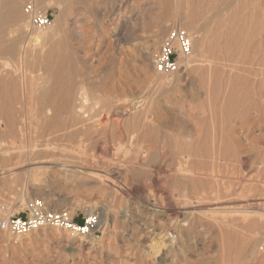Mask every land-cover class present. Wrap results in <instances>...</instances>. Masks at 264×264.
Segmentation results:
<instances>
[{"label": "rangeland", "instance_id": "1", "mask_svg": "<svg viewBox=\"0 0 264 264\" xmlns=\"http://www.w3.org/2000/svg\"><path fill=\"white\" fill-rule=\"evenodd\" d=\"M23 1L21 11L24 16V6L30 0ZM49 1L52 0H48L47 2ZM54 1L59 4H56ZM58 1L59 2L53 0L52 6H47L46 3L41 2V0L37 1V7L44 12L48 11V13L52 14V22L50 28L41 29L44 31L46 30L45 32H47V34L43 37L45 39L38 42L39 46L38 44L33 46V50L35 51L36 48L44 50L45 56L46 54L49 55L52 60L47 62L45 58L48 64L46 62L42 64L36 63L32 61V59L29 62L31 65L27 63L28 67L30 66L29 69L31 68L30 70L34 71L33 77L36 75L39 79L34 80L33 85L36 86V88L44 87L47 90L49 88L50 91L54 90L56 94H54L55 92L53 93V91L52 93L55 96L59 94L57 97H62V95H65V93L67 94L70 90L71 96L68 95L72 99L78 98L76 93L80 92L82 88L83 90L85 89L87 101L85 102L86 104L84 103V109H89L88 113L90 115L94 114V119H101L102 122L108 119L107 111L103 109L101 103L94 101L93 92H91L92 89L98 86L100 89H103L101 93L104 91L106 92L103 93V95H108L109 93L112 101H120L122 103L121 107L127 111L126 117H123L125 119L122 118V121H124L119 124L123 136H121L122 133L119 128L117 130V134L120 135L119 138L122 137L123 139L121 143L119 142L120 139L117 141L118 146L120 145L122 147V151L121 147L119 146L118 148L116 144L115 146L114 144L107 145L106 142L104 143L100 135V137L95 136L91 142L89 141V144L87 142L88 145H86V147L80 149L76 144L67 143L69 145L67 150L70 149L71 152L54 151L51 154L49 153L53 156L47 159L44 156L49 157L50 155L45 152V150L39 149L37 153L36 150L32 151L30 149V145L37 141V137L34 135L35 133L29 132L33 131V128L29 127V116L25 115L22 109L20 110L21 106L19 104H13V108L15 109L12 111L14 112L12 115L14 116L13 122L16 127H13V129L7 121H5L6 119L0 118V169L5 167L4 169L11 170V167H15L14 165L17 164L27 165L26 168L33 166L35 170L33 169V172H28L29 175L27 172L22 171V168L25 167H17L14 172L17 173V175L15 174L16 178H19L16 179L14 175L9 173L0 177V220L5 215H23L28 201L43 199L50 210L69 211L74 222L78 225H82L87 218L93 215L98 217V224L94 233L89 237L77 236L69 231L55 228L41 229L23 237L8 235L0 231V264H264V217L257 218L252 213L254 216L251 215V219L256 222V225L251 227H245L243 225L244 220L242 219V215L245 213L240 215V217L237 216L239 219H235L234 216L232 218L233 212H235L233 210H238L239 206L244 204V202L248 200L256 201L257 199L264 201V196H260L264 194V191H261L264 188V172H262V169H259L258 165H250L249 163L228 165L230 167L224 165L222 169L219 170L217 168L216 170L219 175L222 176L220 183H217L218 186L212 183L204 186L206 190L211 186H221V189L227 187L234 192L233 197H230L232 200L228 198L229 201H224V205L229 207V210L226 209L224 212H221V214H217V217L211 216V213L207 211L205 213L207 218L204 214L199 216L200 218L203 217L204 222L209 220L214 221L215 219L213 222L214 224L218 221V223H220V219H226V221L234 220V222L229 225L231 227L229 229L232 231L233 239L230 242L223 243V240L221 241L219 229L216 228V224L214 228L207 225L194 227L192 226L194 220L191 218L187 219V217L181 214L182 209L190 203H201L203 207H209L210 203L212 204L213 198H211V195L207 196L208 191L206 195L202 193L199 186V188L196 187L197 189L194 190V187L188 184L189 182L186 181V178L183 177L185 180L181 179L182 175L178 176L181 181L178 177H175L177 175L176 168H180V165L163 166L159 165V162L156 160L154 163H149L151 165H122L131 157L130 155L133 153L131 150H134L136 147L132 144L133 141L129 139L132 138L131 136H141L142 130H138L139 128L137 126L144 112L150 115L152 125H154V127L156 126L157 130L160 128L159 132L164 129L162 133L173 131V133H179L181 136L185 134L184 136L187 137V135H189L188 137L190 138H193L192 136L195 138L199 135L196 138L200 137L204 140L206 135L203 136V133L210 136V129L212 134V131L214 132L216 128L218 129L217 125L220 126L222 124L221 121H224L223 119L228 121V118H230H226L227 112H229L228 109L235 108L234 105H221L220 102L222 103V100L218 99V102H216V112L219 114L221 112L220 118L216 113L218 117L216 116V119L214 121L212 119V121L218 122L220 119V123H216L214 126L212 122V127H216L213 128V130L211 128L212 123H210L211 121L209 120L210 116L208 112H206L207 104H209L208 101L206 102V100H204L207 103L204 102L206 105H203V100L194 103L186 91L188 89L187 82L189 81V77L186 76L184 72L186 71V67L180 68V70L173 75H160L154 71L152 60L146 61L142 58L140 51L142 44L147 42V37L151 35L152 31H159V25L163 24L161 23L162 20L159 18L160 10L156 8L152 9V7L158 6V0H130L124 6L121 5L120 11L112 10L113 7H119V0H116L114 3L109 1L104 2L102 0H91L89 5L78 6L75 10L71 4L70 6H72V8H70L66 0ZM242 1L241 3H244V5L246 1L247 4H249V6L247 4L246 6L242 4L243 7L247 8L248 6V9L244 8L245 15H252L255 10L256 16L259 12L262 13V15L259 22L255 23L254 20V26L252 27L253 33L249 38L250 41L248 40L249 43L246 42L245 36H243L240 41V50L238 52L241 56V69L244 71L243 73L241 72V74L244 76L246 75L245 77L242 76L241 80L246 81L239 82L240 85L238 86L240 91L237 90L238 92H236L237 98H234L235 96L233 95L230 97V101L234 100L238 103H240V101L242 103L243 100L246 101L247 99V102L251 99L259 101L261 100L260 97L264 101V0ZM225 3L226 1H223V3L220 4V8H224ZM171 5L174 7L176 3L172 1ZM108 10L110 11L109 17L101 20L99 18L101 13L108 12ZM213 11L204 8V16L197 19L196 27L197 30L200 31V35L204 36L207 34V36L209 35V37H211V39L209 38L211 50H218V42L224 41L223 39L225 38L220 36L217 31L218 29L219 31L224 29V27H221L220 21H216L209 29H205L208 23L206 18L211 17ZM138 15H140V20L137 21L139 27L136 37L130 39V37L128 38V35H126L122 38L123 35H121L119 36L120 41L117 46L114 44L112 46L100 48V42L98 41L99 30L102 29L101 31H105L108 33V36H112L111 33L116 30L118 31L119 28H123V33H126L125 27L127 25L131 26V24H128V21L124 19L130 18V16H134L135 18ZM69 20H73L77 23V31L80 33L79 37H77L78 39L74 36L72 29L69 28V23L71 22ZM25 22L26 19L24 16V21L19 22L20 24L18 25H22ZM149 22L154 23V25L149 26ZM178 25L179 24L176 26ZM38 31L40 30H35L33 32ZM26 32L28 34L30 33L28 29H25V33ZM219 36L221 38H219ZM142 37L146 39L144 38V40ZM25 38L28 39L29 35H26ZM114 39V37H110L109 41L115 43V41H113ZM143 40L144 42H142ZM246 43L253 46V52L250 55L253 62L249 65L245 62L247 61L246 56L249 46ZM97 48H100V52L98 51V53L96 50ZM241 51L242 53H240ZM61 57L63 59H61ZM204 58L203 55L199 54V59L203 60ZM49 63L52 65L50 66ZM17 64L18 62L16 61V65ZM18 66L19 65H17V67ZM48 66L51 68L48 69ZM245 68L249 71L247 72V70H244ZM29 69L27 68V70ZM54 72L57 73V75H62L61 78H63H57L56 75L54 76ZM72 72L73 81H69L68 77ZM26 73L29 78L32 77L29 71ZM191 75L193 76V74ZM25 76L28 79L27 75ZM41 76L43 79L40 78ZM57 79L58 81L60 80L59 83ZM30 80L32 81L30 82ZM30 80H27V82L29 81L28 87L33 86L31 85L33 78ZM199 81L200 80H198L197 84H199ZM200 82H202V79ZM203 84H205V81L198 85V87H200L198 89L204 91ZM238 86L236 88H238ZM67 88H69V90ZM68 95L65 96L68 97ZM232 97L234 98L233 100ZM78 102H80V100H78ZM202 115L204 117L206 116L208 120ZM221 115H225V118ZM18 116L20 118H18ZM203 119L204 121H209L208 123L206 121L203 122L204 125L209 124V126H203ZM134 121L137 122L134 124L135 126L133 125ZM195 121L201 122L202 124L200 123L197 125L198 123ZM131 123L134 127L131 126ZM258 123L251 132H249V135L241 132L242 136L248 135L244 143L245 151H251L252 149L256 152L262 147L264 149V119L262 118L261 120V126L260 124L258 125ZM127 125L131 129L133 127V129L131 130ZM200 125L204 127L203 130L200 128ZM25 126L28 127L26 128ZM126 126L128 129H126ZM198 126L202 131L197 130L199 129L197 128ZM205 127L209 129L208 133ZM16 128L18 129L16 130ZM123 128L124 130H122ZM127 130L130 131L128 132V136ZM132 131L135 132V134H132ZM198 132L199 134H197ZM201 132L203 133L201 134ZM98 140H101L104 145L100 142L98 143ZM127 140L129 141L128 143ZM95 143H98L97 146ZM110 146L112 147L110 148ZM113 147H117L115 151ZM72 149H74V152ZM118 150L119 152H117ZM251 152L254 153L253 151ZM122 154L125 155L123 156ZM66 155L68 157L72 155L75 157L80 155L79 157L82 156L83 158L91 157L88 163L92 167L97 166L95 168L112 170L117 167H126L128 175L125 176L127 179L124 176V179L121 180V184L120 182H116L111 176H108V179H96L91 177L89 181L82 179L79 181H66L53 167L55 166L54 163H42L45 162V159L48 161L56 156L55 159L53 158V160H51V162H55L54 160L61 159L64 156L67 157ZM102 160L104 163L106 161V163L104 164ZM97 163H99V165ZM110 163L122 164L109 165ZM189 166L193 167L194 165H188V167L187 165H182L181 168L190 169ZM206 167L209 171L214 168L212 165H206ZM159 169L161 171H159ZM170 170H173V173H171ZM19 171H21V175ZM35 174L39 177V182L35 180ZM130 187H140L143 188L144 191L138 195H128L127 191ZM170 205L174 206L177 210V213L171 216L166 212ZM218 217L219 219H217ZM161 231L163 235L166 234L167 243L173 246V249H171V251L169 250V254L160 255V252L153 246L155 242L154 233H160ZM169 232L174 233V240H169L167 235ZM149 248L154 250H150ZM157 254L159 255L157 256ZM239 254H241V256ZM239 257L241 258L239 259Z\"/></svg>", "mask_w": 264, "mask_h": 264}, {"label": "bare ground", "instance_id": "2", "mask_svg": "<svg viewBox=\"0 0 264 264\" xmlns=\"http://www.w3.org/2000/svg\"><path fill=\"white\" fill-rule=\"evenodd\" d=\"M32 1L36 4V6H38L37 5L38 0H32ZM47 1L48 0H41V2L46 3L47 6H52L53 0L49 1V2H47ZM56 1L59 2L58 0H56ZM102 1H104V2L109 1L111 3H114L116 0H102ZM119 1H120L119 7L118 6L116 8L113 7V9H112L113 11H115V10L120 11L121 5L124 6L130 0H119ZM172 1H174L176 3V6L173 7L171 5ZM223 1L224 2L226 1L224 8H220V4L223 3ZM241 1L242 0H158V6L152 7V9L156 8V9L160 10L159 18L162 20L161 23H163V24L159 25V31H154V32L152 31L151 35H149L147 37V42L145 41L146 43L142 44V47L140 50L141 54H142V58L146 61L152 60L154 53L156 52V50H158L157 48L160 45V41H161L162 37L170 30L171 27L174 28V27H176L177 24H179L178 26L183 27V28L187 29L188 31H190L194 37L193 55L187 59L181 60V62H180V67L181 68L186 67V71H184V72H185V75L189 77V81L187 82L188 89L186 90L189 94V97L191 98V100L194 103H196V102L198 103L199 101L203 100L202 101L203 105H206L207 104L206 102L208 101L209 104H207L208 106L206 108V112H208V114L210 116L209 117L210 118L209 120L211 121L210 123H212L216 119L217 114L219 115V118H220L221 112H220V114L216 112V106H217L216 102H218V99L222 100V103L220 102L221 105H224V104L228 105V106L234 105L235 108L232 106L233 108L228 109L229 112L225 111V112H227L226 118L227 117H230V118H228V121H225V119H223L224 121H221L222 124L220 126L217 125L218 129L216 127H212V126H213V123H214V126L216 125V123L219 124L220 119L218 120V122H213L211 124L212 129L216 128L215 130L213 129L214 132L212 131V134H211V129H210V132L208 131L209 130L208 128L206 129L207 125L209 126V124H205L206 125L205 129H206L207 133L208 132L210 133V136L209 135L207 136V134L201 132V134L202 133L204 134L203 136L206 135V138H204V140L200 137L196 138L199 135H197L195 138H194V136L191 135L193 138H190V137H188L189 135H187V137L184 136L185 134L181 136V135H179V133L178 134L173 133V131L172 132L166 131V132L162 133V131L164 129L163 130L161 129L162 131L159 132L160 128H159V130H157V127L155 126L156 127V129H155L154 125H152V122H151L152 119H151L150 115L147 112H144L143 115H141L142 116L141 118L138 116L140 118V121H138L139 125L137 127L139 128L138 130H140V129L142 130L141 131L142 133L141 134L139 133L141 136H138V137L131 136L132 137L131 139L128 138L129 140L133 141L132 144H134L136 147L134 148V150L133 149L131 150V151H133V153H132V155H130L131 157L129 159L127 157V159H128L127 162L125 161L126 162L125 164L121 163L122 165H135V166L136 165H144V164L148 165L151 162L154 163V161L156 160L159 162V165H163V166L164 165H180L182 167V165H187V167H188V165H194L193 167L189 166L190 169L189 168L183 169L181 167L176 168V166H175L176 173H177V175L175 177L182 175L181 179L186 178V181L189 182L188 183L189 185L194 187V190H196L197 188L200 187V190H202L201 192L205 193V195H206V192L208 191L207 196L211 195V198H213L212 204L210 203L209 207H203L201 203L200 204L199 203H192V204L190 203L186 207L184 206L185 207L184 209L181 208L182 209L181 214L184 217H187V219L191 218L192 220H194L193 224H192V226H194V227L195 226H201V225L202 226L207 225L209 227L214 228V226L216 224V228L219 229V234L221 235L220 236L221 241L223 240L222 243L223 242H230L233 239V234H232V231H230L231 229H229V228H231L229 225H230V223L234 222V220L226 221V219L225 220L220 219L221 220L220 223H218L219 221L218 222L216 221L217 223L214 224L213 222L215 221V219H214V221L209 220L207 222L206 221L204 222L203 217L202 218L199 217V216H201V214L206 215L205 214L206 211L210 212L211 216L217 217L218 216L217 214H221V212H224L226 209L229 210V207L224 205V201H229L228 198L233 197L234 192L231 191L230 188H227V187L222 188L223 190L221 189V186L217 187L218 186L217 183H220V180L222 178V176L219 175V173L216 171L217 168L220 170L224 167V165L225 166L242 165L243 163H249L250 165H258L259 169H262L263 171L262 170L261 171L264 172V149H263V147L261 149L259 147L260 150H258L256 152H255V150H252L251 149L252 147H251L250 149L254 153H252L250 150L249 151L244 150V146H245L244 143L246 142V136L249 135V132H251V130L256 126V124L258 122H260V123H258V125L260 124V126H261V120H262V118L264 119V101L262 100L261 97H260L261 100H259V101L255 100V99L254 100L251 99L252 101L250 100L249 102H247V100H248L247 99L246 101L243 100L242 103H241V101H240V103H238V102L233 100L234 98H237L236 92L240 91L239 90L240 88L238 86V85H240L239 82L240 81H246V80H241L242 76H244L243 74H241V72L243 73L244 71L241 69L242 68L241 67L242 62H240L241 56L238 52L240 50L239 49L240 41H241L243 36H245L246 42H248V40L250 41L249 38L251 37V35L253 33L252 27L254 26L253 25L254 20H255V23L259 22L261 20V15H262V13L259 12V13H257V16H256V10L254 11V14H252V15H245L244 14V11H245L244 8L248 9L249 4H247V1H246V4L248 6H247V8L243 7L244 3H241ZM22 2H24V1L23 0H0V118L4 119V120L6 119L5 121H7V123L12 128L13 127L15 128L16 125L13 122L14 116L12 115V113H14L12 111L15 109V108H13V104H19L21 106L20 110L22 109V112L25 115L29 116L30 126H29V124H28V126L32 127L33 131H34V132L33 131H29V132L35 133L34 135H36V137H37V141H35V143H32L34 141L33 140L31 142L32 144L30 145V149L32 151L36 150V152L39 149L45 150V152H47L48 154L49 153L51 154L54 151H58V152L70 151V149L67 150L69 148L68 144H70V143L73 145L76 144L77 146H79L78 147L79 149L82 147L84 148V147H86V145L89 144V141L91 142V140L94 139L95 136L100 137V135H101L100 138H102L104 140V143L106 142L107 145H110V144L115 145L116 144L118 146L117 141L120 139L119 142L121 143V141H123V139H122V137L119 138L120 135L117 134V130L119 128V124H121L120 122L124 121V120L122 121V118L125 115H127V111L121 107L122 103L120 101L116 102L115 100H113V101H115V102H113L111 100V97H110L111 95L109 96V93H108V95L107 94L103 95V93H106V92L102 91L103 93H101V90H103V89L102 88L100 89V87H98V86L94 87L91 91V92H93L92 95H93L94 101H96L97 103H101L103 106V109L105 111H107V116H108L107 118L108 119L106 121L102 122L101 119L100 120L94 119V117H93L94 114L90 115L88 113L89 109L88 110L84 109V106H85L84 103L87 101V97H86L87 94H86L85 89L83 90V88H82V90H80V92H78V90H77V92L79 93V94L76 93L78 98L72 99L70 97L71 91L69 90V88H67L69 90V92L67 94L65 93V95L69 94L70 96L68 95V97H66L65 95H62V97L61 96L57 97L59 94L57 96H55L54 94H56V92L54 90H52L53 88L51 90L53 91V93L55 92L54 94L52 93V91L49 90V88H48V90L45 89L44 87H37L36 88V86L33 85L34 80L38 79V77H36V75H35V77H33L34 71L30 70L31 68L29 69L30 66L28 67L27 63H29L32 59V61H35L36 63L42 64L46 61L49 62L52 59L47 54L45 56L44 50H39L37 48L35 49V51L33 50V48H34L33 46L37 45L38 42H40L42 39H45L43 37L47 34V32H45L46 30L45 31L40 30L38 32H30L29 34L26 32L27 33L26 34L25 33V29H27L26 22L22 25H18V24H20L19 22L24 21V16H23L22 11H21ZM66 2L69 3V6L71 4L73 6V9L75 10L78 6L89 5L91 3V0H66ZM56 4H59V3H56ZM246 4L244 6H246ZM72 6H70V8H72ZM254 6L256 7L255 4H254ZM204 8H206L209 11L214 10L212 13V16L206 18L208 20V23H207L205 29L206 28L209 29L213 25V23H215L216 21H220L221 27H224V29H221L220 31L218 29V31H217V33H219L220 36L225 38V39H223L224 41L219 40L221 42H218V46H219L218 50H211V42H210L211 37H209V35L207 36V34L204 36L200 35V31L197 30L196 22H197V19L199 17L204 16L203 15V9ZM109 14H110V11L108 10V12L101 13L99 18L101 20L105 19V18L109 17ZM124 20L125 21L127 20L128 24H131V26L127 25L125 27L126 33H123V28H119L118 31L116 30L115 32L111 33L112 36H108V33H106L105 31H101L102 29L99 30V34H98L99 40L98 41L100 42V45H99L100 48H105L108 46H112L114 44L117 46L118 42L120 41L119 36H121V35H123L122 38H124L126 35H128V38L130 37V39L137 36L138 27H139V23L137 21L140 20V15L136 16L135 18H134V16H130V18L128 17V18H125ZM69 21H71L69 23L70 24L69 28L72 29L73 34L76 38L79 37L80 33L77 31V23L74 22L73 20H69ZM150 25L153 26L154 23L149 22V26ZM50 27L51 26H49V28ZM208 32L210 33L209 30H208ZM26 35H29L28 39L25 38ZM220 36H219V38H221ZM110 37L115 38L113 40V41H115V43H113L112 41H109ZM144 40L142 42H144ZM247 45H249V46L247 49V56H246L247 61H245V62H247V64L249 65V64H252V62H253L252 58H250V55L253 52V49H252L253 46H250V44H247ZM38 46H39V44H38ZM100 48L96 49L97 53H98V51L100 52ZM36 50H38V51H36ZM240 53H242V51ZM199 54L203 55L205 58L203 60L199 59ZM45 58H46V61H45ZM61 59H63V58L61 57ZM64 60H66V59H64ZM16 61L18 62V64H17V65H19L18 67L22 69V72H21V69H19L17 67ZM63 62H65V61H63ZM51 63H52V61H51ZM51 65L52 64H50V66ZM50 66H48V69L51 68ZM65 67H66V65H65ZM27 68L29 70H27ZM244 70H247V72L249 71L247 68H245ZM27 71H29L30 74H32V77H30V78L28 77V74L26 73ZM51 72H53V71H51ZM191 74H193V76ZM25 75H27L29 80L31 78H33V82L31 85H33L34 87L33 86L28 87L29 81L27 82L28 79L26 78ZM55 75L57 76V78H60V79L63 78V77L61 78L62 75L60 76V74L57 75V73H55L54 76ZM37 76H38V74H37ZM82 77H83V75H82ZM40 78L43 79L42 76ZM72 78H73V72L68 77V80L73 81ZM201 79H202V82L205 81V84H203L204 86L202 85L203 89H205L204 91L202 89H201L202 91L200 89H198V88H200V87H198V85L202 84V82H200ZM246 79H247V77H246ZM198 80H200L199 84H197ZM31 81L32 80H30V82ZM59 81L57 79L58 83H59ZM81 84H82V82H81ZM254 84H255V82H254ZM38 85H39V83H38ZM54 85H56V84H54ZM237 86H238V88H236ZM80 88H81V85H80ZM73 94H75V93H73ZM73 94H72V96H73ZM233 95L235 97L234 98L232 97L233 101H230L231 100L230 97ZM253 98H256V97H253ZM78 100H80V102H78ZM204 100H206V102ZM220 107H222V106H220ZM203 112H205V111H203ZM89 115H90V117H89ZM221 116H223V115H221ZM18 118H20V117L18 116ZM135 118H136V116H135ZM204 118H206V116ZM22 119H24V118H22ZM25 119H26V117H25ZM27 119H28V117H27ZM123 119H125V118H123ZM206 119L208 120V118H206ZM212 119H213V121H212ZM207 120H205V121L207 122ZM205 121L203 119L202 123ZM195 122L198 123L197 125H199L201 123V122L199 123L198 121H195ZM15 123H16V121H15ZM135 123H137V122L134 121L133 125ZM133 125L131 123V126H133ZM205 125L203 123V126H205ZM127 126H126V129H128ZM25 127H24V129H25ZM133 127H132V129H133ZM124 128L122 130H124ZM197 128H199V126ZM200 128L202 130L204 129V127H202V126ZM200 128L197 130L202 131V130H200ZM17 129L18 128H16V130ZM119 130H120V128H119ZM130 131L127 130V136L129 135L128 132H130ZM206 131H204V132H206ZM194 132H196V131H194ZM241 132L247 133L248 135L246 134V135L242 136ZM18 133H19V131H18ZM121 133H122V131H121ZM137 133H138V131H137ZM16 134H17V132H16ZM132 134H135V132H133ZM197 134H199V132ZM12 135H13V133H12ZM125 135H126V131H125ZM121 136H123V133ZM95 141H96V139H95ZM87 142H88V144H87ZM99 142L101 144H103L101 142V140L100 141L98 140V143ZM128 142L129 141L127 140V143ZM97 144H96V146H97ZM103 145H101V146H103ZM121 145H123V144H121ZM119 146H118V148H119ZM111 147L112 146H110V148ZM71 148H72V146H71ZM113 148L115 151V149L117 147L116 148L113 147ZM113 148H112V150H113ZM73 150L74 149H72V151ZM121 151H122V147H121ZM117 152H119V150ZM107 154H109V153H107ZM51 156H53V155H50L49 157H46V156H44V157L47 159L48 158L50 159ZM72 156H70V157L64 156L62 158L60 157L61 159H57V160H54L55 162H53V161L51 162V160H53V158L55 159L56 156H54V157H52L51 160L46 161V159H45V162H42V163H48V162L54 163L55 166H53V167L57 170L59 175L62 176L66 181H69V180L70 181H72V180L79 181L80 179L89 181V179L91 177L96 178V179H102V178L106 179L108 176H111L116 182H120V184H121V180L124 179L123 177L125 175H128L127 174L128 171H127L126 167L125 168L117 167V168H113L112 170L95 168L97 166L92 167L88 163V160L91 157L87 156L88 158H83L82 156L79 157L80 155H78V157H75V156L72 157ZM23 157H24V155H23ZM41 158H43V157H41ZM119 160H120V158H119ZM21 162H22V160H21ZM103 163H104V161H103ZM105 163H106V161H105ZM97 164L99 165V163H97ZM121 164H115V163L111 164L110 163L109 165H121ZM149 165H151V164H149ZM206 165H212V167H214V168H212V170L210 169L211 171H209L207 169ZM14 166L15 167L10 166L11 170L10 169L6 170V169H4L5 167L1 168L0 169V177L6 175L7 173L12 174L14 176H15V174L17 175V173L14 172L15 169H17V167H20V168L25 167V168H22V171L27 172V173L33 172V169L35 168L33 166L30 168H26L27 165H17V164ZM228 167H230V166H228ZM7 168H8V166H7ZM175 168H173V169H175ZM159 171H161V170L159 169ZM172 171H171V173H173ZM19 172H20L19 174L21 175V171H19ZM27 173H25V174H27ZM34 177H35V180L37 182L40 181L37 174H35ZM172 177H174V176H172ZM15 178H16V176H15ZM17 178H19V177H17ZM126 179H127V177H126ZM181 179L179 178L180 181H181ZM175 181H177V180H175ZM182 182H184V181H182ZM211 183L213 185L216 184L217 186H211L210 185L211 187L208 188V190H206L204 186L206 184H211ZM262 184H263V182H262ZM263 186H261V187H263ZM142 191H144L143 188L130 187V188H128L127 194L128 195H130V194L131 195H138ZM261 191L263 192L264 188ZM260 196H264V194H262ZM207 198H210V197H207ZM262 198H260V199H262ZM233 208H231V209H233ZM236 210H233V211H235V212H233L234 214L232 213L233 215L232 214H229V215H232V218L234 216V218L236 219L237 216L240 217V215L245 213L244 215H242V219L244 220L243 225L245 227H251V226L256 225V222L253 219H251L252 213L257 218H259V217L263 218L264 217V201L258 200V199L256 201H254V200L249 201L248 200V201L244 202V204L239 206V209L237 211ZM252 211H255V212H252ZM166 212L168 215L171 216L173 214H176L177 210L174 206L170 205L167 208ZM225 215H226V213H225ZM254 215H252V216H254ZM225 217H227V216H225ZM206 218H207V215H206ZM96 219H98L97 216H96ZM217 219H219V217ZM237 219H239V218H237ZM226 223H228V224H226ZM75 235H77V234L75 233ZM165 235H163L162 231L160 233H154V235H153L154 240H155V242L153 243V246H154V248L157 249L158 252H160L159 253L160 255L161 254L162 255L167 254L169 252V250L171 251V249H173V246H170V244L167 243ZM18 237H22V236H18ZM150 250H154V249H150ZM235 250H237V249H235ZM157 251H155V252H157ZM159 254H157V256ZM239 255L241 256V254H239ZM225 256H226V254H225ZM240 258L241 257H239V259Z\"/></svg>", "mask_w": 264, "mask_h": 264}, {"label": "built area", "instance_id": "3", "mask_svg": "<svg viewBox=\"0 0 264 264\" xmlns=\"http://www.w3.org/2000/svg\"><path fill=\"white\" fill-rule=\"evenodd\" d=\"M27 29L30 32L41 30L51 25L52 14L44 12L30 0L24 6ZM194 37L187 29L176 26L162 39L152 59V67L157 74L173 75L180 70L181 60L193 55ZM94 216V215H93ZM89 217L82 225L74 222L67 210L54 211L47 207L43 199L28 201L23 215H5L0 220V231L12 236H27L45 228L69 231L77 236L89 237L97 228L96 216ZM174 240L173 232L168 234Z\"/></svg>", "mask_w": 264, "mask_h": 264}]
</instances>
